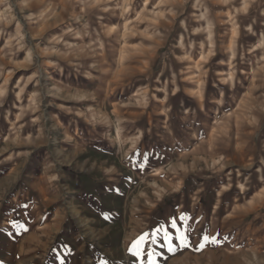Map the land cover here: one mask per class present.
Masks as SVG:
<instances>
[{
  "label": "rangeland",
  "instance_id": "374dc122",
  "mask_svg": "<svg viewBox=\"0 0 264 264\" xmlns=\"http://www.w3.org/2000/svg\"><path fill=\"white\" fill-rule=\"evenodd\" d=\"M248 162L264 171V0H0V264L232 258L264 194L213 207L202 185Z\"/></svg>",
  "mask_w": 264,
  "mask_h": 264
},
{
  "label": "crops",
  "instance_id": "0c3cea01",
  "mask_svg": "<svg viewBox=\"0 0 264 264\" xmlns=\"http://www.w3.org/2000/svg\"><path fill=\"white\" fill-rule=\"evenodd\" d=\"M201 46H203L201 44ZM209 47V45H208ZM210 48L207 49V51L203 52L202 55L209 54ZM212 52V51H211ZM235 56V53L233 51H230L229 54V63L232 62L233 57ZM172 135L173 132H171ZM245 152V151H241ZM249 156V155H248ZM246 156V157H248ZM240 165V164H239ZM251 162L247 163L246 165H242V168L249 169V171H246L242 177H236L237 173H233L231 177V181L229 182H224L223 184L219 185H202L203 189H208V190H215L217 191V204H215L213 201L209 203L208 201L206 203L211 204L213 207L214 206H220L221 204H224V206L227 207H232V206H238L240 210L244 211H250L252 209H256L257 205V199L264 193H261L258 195L262 190L264 189V183L263 184H257V175L260 177H264V171H259L256 168H253L250 170ZM241 167V166H240ZM236 169V168H235ZM261 169V167H260ZM241 174L240 172H238ZM234 176V177H233ZM262 179V178H259ZM248 206V208H246ZM243 208V209H241ZM228 211L227 213H224V218L226 221H229L230 219L228 218H233L234 215L230 213V210H225V212ZM242 222V221H241ZM236 227H238L237 233H234V237L240 239V241H246L249 242V248H245L246 252L244 253H236L233 255L232 258L225 256L224 253H217L219 252L218 249H224L226 245V241H224L225 237L228 235L224 232H218L217 239L218 244H217V254L214 253L212 255V259L216 257V264H231L235 258H238L242 254H249V253H254L259 256H264V226L258 227L256 224H254V220L250 221H245L244 223H233ZM210 238V237H209ZM239 241V240H238ZM228 243V242H227ZM240 249V248H237ZM237 252V251H236ZM210 255V254H208ZM208 259L210 260V257L208 256ZM242 262V261H241ZM258 262H264L263 260L257 259L253 264H258Z\"/></svg>",
  "mask_w": 264,
  "mask_h": 264
},
{
  "label": "snow or ice",
  "instance_id": "6c2138e0",
  "mask_svg": "<svg viewBox=\"0 0 264 264\" xmlns=\"http://www.w3.org/2000/svg\"><path fill=\"white\" fill-rule=\"evenodd\" d=\"M175 227H176L175 223H172V228L174 229ZM162 230H163V227H161V229L158 230L157 234H159V232L162 231ZM164 238H165V243L169 244V250H171V248H170V238H169L167 232L164 233ZM177 238L180 239L182 243L185 242V238L184 237L178 236ZM205 239H207V237H205ZM145 240H146V237L142 236L133 245V247L137 249L138 253L140 251V245L143 244L145 242ZM151 243H153V244L155 243V239L154 238L152 239ZM201 247H203V245H201ZM152 255H153V253H151V252L148 253L149 264H151Z\"/></svg>",
  "mask_w": 264,
  "mask_h": 264
}]
</instances>
